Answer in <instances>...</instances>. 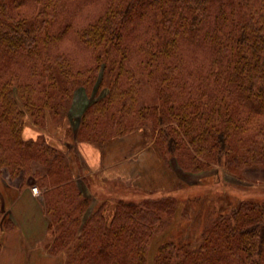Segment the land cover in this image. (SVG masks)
I'll return each mask as SVG.
<instances>
[{
  "label": "trees",
  "instance_id": "16d2710c",
  "mask_svg": "<svg viewBox=\"0 0 264 264\" xmlns=\"http://www.w3.org/2000/svg\"><path fill=\"white\" fill-rule=\"evenodd\" d=\"M140 78L155 105H140ZM77 89L106 91L81 113L79 143L102 150L149 129L183 173L264 169V0H0V170L42 190L48 254L63 264H150L176 197L141 191L93 208L66 153L43 134L24 138L26 117L40 132L63 128ZM13 227L0 199V255ZM151 264H264V203L219 215L195 248L161 244Z\"/></svg>",
  "mask_w": 264,
  "mask_h": 264
},
{
  "label": "rangeland",
  "instance_id": "374dc122",
  "mask_svg": "<svg viewBox=\"0 0 264 264\" xmlns=\"http://www.w3.org/2000/svg\"><path fill=\"white\" fill-rule=\"evenodd\" d=\"M140 82V105H155L157 100L154 89L144 79L140 78ZM105 94L106 91H103L99 96L93 94L91 97H89L86 96L82 89H77L73 95L72 103L69 106V112L66 115L67 126L76 131L80 115L84 108L90 102L102 98ZM31 129L35 130L36 128L31 123L30 118L26 117L24 124L25 139L29 140L30 137L34 136L30 133ZM59 129L60 128L49 124V128H46L43 131L41 130L40 134L42 133L46 136V138H48L47 141L50 145L57 147L56 141ZM60 131L62 132V129H60ZM142 131L145 134L144 137L150 136L149 129ZM138 135L139 132L130 136L132 141L136 140L139 137ZM37 136L38 135H35L33 139H35ZM135 144L140 145L138 143ZM146 148V146H143L141 150L147 152ZM58 149L66 153V148L60 146ZM129 149L131 150L130 147H127L125 150L128 152ZM115 150L116 149H114V151ZM112 152L109 151V154H112ZM148 154L149 152L146 155ZM66 155L72 164L74 177L77 179L84 195L91 197L93 202L94 200H97L98 204L93 208H96L101 202H110L111 207H113L115 204L113 201L118 199L137 201L142 197L141 191H146V195L151 197L158 196L161 193H165L164 195L171 194L172 196L174 195L176 197L179 203L171 221H168L169 225L162 232L155 234L150 243L147 256V260L150 264L161 244L170 241L177 245L195 248L201 243L203 232L209 228L210 224L219 215L229 212L242 201L264 203V169L260 168H248L244 170L240 179L235 178L229 174L225 168L219 166H212V168L201 174L193 175L183 173L181 170H179L174 158L170 157L169 155L167 158H164L166 161L162 157V160L160 161L157 158L149 160L143 159L141 158L140 154L136 155L134 153L127 157L128 161H131L133 165L130 168V172H135L136 169L141 171V173H143L144 181H146L147 177L146 171H152V173L158 174V180L149 178L146 181V185H143L145 188H143L140 187L142 185L138 182L139 175L137 174L132 177V180H128L127 182L115 181L117 179L112 180V182H107L108 180H103L97 176H86L84 172L83 174L80 173V175L74 152L69 154L67 152ZM162 161L164 163V169ZM135 164H137V166ZM37 165L43 167L38 163ZM166 168H170L176 174V180H174L175 182L172 185H169L172 178L171 170H165ZM43 169L45 168L43 167ZM131 169H134V171ZM0 171H3V173L7 174L5 170ZM81 178H84L85 182ZM33 182V179H30L27 181L25 187L28 186V188L32 190L31 188L35 187L33 186ZM8 185H11V183L9 182ZM25 187H22L21 181V186L18 190L20 191V189H24ZM14 190L17 191L15 188ZM37 190L38 194H33V196L37 197L41 201L40 203L42 204L43 208L42 190L38 188ZM131 190L134 194L130 193ZM9 212L10 211H8L6 214L10 218L12 213ZM12 247L15 251H18V245H14ZM14 255L15 254H13V256ZM17 256L18 254H16V257Z\"/></svg>",
  "mask_w": 264,
  "mask_h": 264
},
{
  "label": "crops",
  "instance_id": "0c3cea01",
  "mask_svg": "<svg viewBox=\"0 0 264 264\" xmlns=\"http://www.w3.org/2000/svg\"><path fill=\"white\" fill-rule=\"evenodd\" d=\"M66 126L67 120L65 119L63 127L65 128ZM60 129H62V132ZM60 129L57 134V147L59 148L61 146L66 148L65 151L66 153L68 152V154L75 150L86 176H97L103 180H108L107 182H112L114 179H117L115 181L118 182H127L128 180H132V177L137 174L139 175L138 182L142 185L140 187L146 185V181L149 178L158 180V174L152 173V171H146V181H144L141 171L136 169L135 172H130V168L133 165L131 161H128L127 157L134 153L136 155L140 154L143 159L149 160L157 158L160 161L162 160L151 137H144L145 134L142 130L133 133L137 134L139 132V137L134 141H132L130 137L133 134H130L125 137L112 139L103 150H100L90 144L77 142L75 130L72 129L73 134L67 138V136L64 135V129ZM30 133L35 136L39 135L40 131L31 129ZM34 136L30 137V139H33ZM134 142L140 145H136ZM143 146L147 147V152L141 150ZM127 147L131 148L128 152L125 150ZM114 149L116 150L114 151ZM109 151H111L112 154H109ZM148 152L149 154L146 155ZM135 165L137 166V164ZM162 165L164 169L163 161ZM32 167L40 173L45 172V169L37 165V163H33ZM131 170L134 171V169ZM165 170L171 169L166 168ZM171 176L172 178L169 185L174 184V180H176V174L172 170ZM21 181V177L11 180L6 173L0 171V198L3 210L5 213L8 211L12 213L10 218H12L11 220L14 225L11 231L2 232L0 264H63L65 260V255L63 253L56 256L48 254V246L53 241V235L48 231V222L42 204L40 203L41 201L33 196L28 186L24 189H20V192L18 189L21 186ZM9 182L11 185H8ZM14 188L17 189V191L14 190ZM86 189L89 190L88 188ZM92 204V207L97 205V200H94ZM108 205L110 206L108 208H111L110 202ZM14 245H18V251L13 249L12 246ZM13 254L15 255L13 256ZM16 254L20 257H16Z\"/></svg>",
  "mask_w": 264,
  "mask_h": 264
},
{
  "label": "built area",
  "instance_id": "2783aa9c",
  "mask_svg": "<svg viewBox=\"0 0 264 264\" xmlns=\"http://www.w3.org/2000/svg\"><path fill=\"white\" fill-rule=\"evenodd\" d=\"M34 192H36V189H33Z\"/></svg>",
  "mask_w": 264,
  "mask_h": 264
}]
</instances>
